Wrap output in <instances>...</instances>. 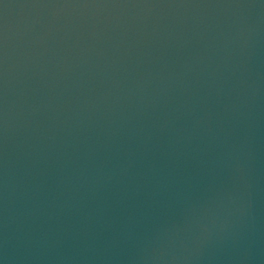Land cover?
<instances>
[{
	"label": "water",
	"instance_id": "1",
	"mask_svg": "<svg viewBox=\"0 0 264 264\" xmlns=\"http://www.w3.org/2000/svg\"><path fill=\"white\" fill-rule=\"evenodd\" d=\"M0 264H264V0H0Z\"/></svg>",
	"mask_w": 264,
	"mask_h": 264
}]
</instances>
